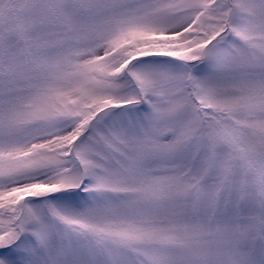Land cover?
<instances>
[{"label": "snow or ice", "instance_id": "obj_1", "mask_svg": "<svg viewBox=\"0 0 264 264\" xmlns=\"http://www.w3.org/2000/svg\"><path fill=\"white\" fill-rule=\"evenodd\" d=\"M0 264H264V0H0Z\"/></svg>", "mask_w": 264, "mask_h": 264}]
</instances>
